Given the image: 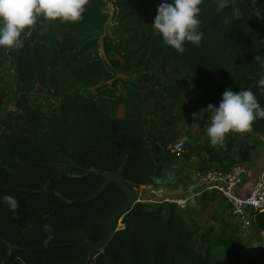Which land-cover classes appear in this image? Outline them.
<instances>
[{
  "label": "trees",
  "instance_id": "1",
  "mask_svg": "<svg viewBox=\"0 0 264 264\" xmlns=\"http://www.w3.org/2000/svg\"><path fill=\"white\" fill-rule=\"evenodd\" d=\"M222 1L203 0V38L198 47L185 42L183 54L151 27L161 0H88L82 21L41 17L25 29L23 47L0 48V67L11 65L18 95L14 111L2 112L0 78V197L11 195L20 205L10 210L0 199V264H248L235 249L240 230L227 210L214 212L217 226L200 233L190 229L184 210L166 202L153 209L136 203L101 251L82 246L100 242L126 202L114 185L86 202L102 186L101 173L121 170L131 188L160 191L192 158L194 180L195 173L249 164L263 145L231 132L223 145H211L206 129L212 112L201 101L200 133L182 149H168L190 134L186 100L194 92L218 106L225 89H251L264 106V68L254 60L264 55V27L246 0ZM121 72L135 80H117ZM38 88L43 100L30 96ZM250 133L264 136V118ZM205 195L210 204L223 200ZM254 218L264 232V212Z\"/></svg>",
  "mask_w": 264,
  "mask_h": 264
},
{
  "label": "clouds",
  "instance_id": "2",
  "mask_svg": "<svg viewBox=\"0 0 264 264\" xmlns=\"http://www.w3.org/2000/svg\"><path fill=\"white\" fill-rule=\"evenodd\" d=\"M203 0H161L151 27L163 43L178 53L185 52V42L199 46L203 38L199 13ZM88 0H0V48H20L25 29L36 25L41 17L45 20L76 23L84 19ZM254 60L264 68V55ZM212 115L206 129L211 145H223L226 134L250 132L253 122L264 118L261 106L251 89L234 92L225 89L218 106L209 104ZM9 204L10 210L19 209V202L11 195L0 197ZM50 230L49 225L44 226ZM51 238V237H49Z\"/></svg>",
  "mask_w": 264,
  "mask_h": 264
},
{
  "label": "rangeland",
  "instance_id": "3",
  "mask_svg": "<svg viewBox=\"0 0 264 264\" xmlns=\"http://www.w3.org/2000/svg\"><path fill=\"white\" fill-rule=\"evenodd\" d=\"M246 2L251 4V6H253L254 17L256 22L264 27V1L246 0ZM222 3H225V1L223 0ZM112 13L113 12L111 10V14ZM113 25H114L113 19L110 18L109 26L106 31L107 36L112 35L111 28ZM100 54L105 57V54L102 49H100ZM12 75L13 72L11 70V65L8 63L6 64L4 63L0 67V78L4 82V89H3V93L1 94L3 99L2 112L6 110L14 111L15 102L16 99L18 98L14 85L12 84L13 83ZM157 75L160 77L162 73H159ZM164 75L172 76L173 74L165 73ZM161 77L163 78V76ZM117 80H123L126 82L134 81L135 76L132 75L131 73L121 72L118 75ZM109 84H111V82H109ZM116 88L119 95H121L123 91V83L122 82L118 83ZM150 88H151L150 84L145 85L146 91H148ZM83 92L86 93L87 90H83ZM30 96L33 98H39V100H43L46 95L45 93H43V89L38 88L33 93H31ZM207 99L208 98L205 93L198 91L192 93L186 100V106L190 108L193 113L192 114L193 125L190 134L187 135L185 138L180 139L184 142L185 145L188 144V142H190L195 136H197L200 133V127L202 126V121L204 120L205 111H206L205 108L200 106V102L203 101L208 106ZM122 114H123V108L120 107L119 115L122 116ZM143 118L147 119L148 117L147 115H144ZM245 134H248V136L251 139H257L264 142L263 135L252 134L248 132L242 134V136H245ZM247 165L248 166L250 165L249 167L250 173L247 176L246 180L250 181L251 182L250 184L252 185L256 181L257 176L262 169V166H264V143L263 145H260L257 148V150L253 153L252 160ZM195 168H196V160L192 158L185 165L175 170L174 174L171 176L169 180V185L160 191H155L151 186H140L136 188V190H138L140 193L139 202L145 204V206L148 209L159 207L164 202H166L167 204H173L171 202L173 199L175 198L178 199L179 197L184 196L188 192L189 187L195 184V180H193V172L195 171ZM185 179H187L188 181L186 182ZM202 196H196L194 199H192L187 204V209H185L184 212L181 213L182 217L189 224L190 229L199 228L200 233L202 229L205 227L217 226V224L211 222L210 219L211 216L214 214V212L221 214L223 210H227L226 203L223 200L218 198L219 200L218 203L210 204L207 202H203ZM205 196L207 198L209 194H206ZM190 203H192V208L189 209L188 207H190ZM201 208H204V210ZM225 218L228 219L227 215L226 216L223 215L222 217H220V219H225ZM232 222L233 225L240 230V233L237 235V237L241 240V242L235 247L238 256L245 258L248 264H263L264 249H263V244H261L262 239L259 236L256 238V236L254 237L253 234L251 235L247 234L243 229L240 228L237 220L233 219ZM200 233H198L197 236ZM199 249L201 250V248Z\"/></svg>",
  "mask_w": 264,
  "mask_h": 264
},
{
  "label": "built area",
  "instance_id": "4",
  "mask_svg": "<svg viewBox=\"0 0 264 264\" xmlns=\"http://www.w3.org/2000/svg\"><path fill=\"white\" fill-rule=\"evenodd\" d=\"M182 140L169 146L170 151L180 150L183 147ZM250 171L245 164L235 166L227 173L209 171L205 174H194L195 184L188 192L171 202L179 210H185L189 201L196 196L215 193L228 205L227 214L237 220L238 225L247 234L262 239L264 249V232L255 227L256 213L264 212V166L259 172L256 181L245 188L247 176Z\"/></svg>",
  "mask_w": 264,
  "mask_h": 264
},
{
  "label": "water",
  "instance_id": "5",
  "mask_svg": "<svg viewBox=\"0 0 264 264\" xmlns=\"http://www.w3.org/2000/svg\"><path fill=\"white\" fill-rule=\"evenodd\" d=\"M101 177L103 179L102 186L98 191H96L93 195H91L86 202L93 201L97 197L101 195V193L111 185L116 186L122 194L126 196L125 204L112 216L110 219L106 234L104 238L98 243H83L82 246L87 248L90 253H94L97 251H101L111 236L116 232L123 228L122 220L124 215L136 204L139 202L140 193L138 190L131 188L127 182L123 179L122 171L119 170L117 172L111 173H101ZM160 195V194H159Z\"/></svg>",
  "mask_w": 264,
  "mask_h": 264
},
{
  "label": "crops",
  "instance_id": "6",
  "mask_svg": "<svg viewBox=\"0 0 264 264\" xmlns=\"http://www.w3.org/2000/svg\"><path fill=\"white\" fill-rule=\"evenodd\" d=\"M247 167H248V169H249V171H250V168H249L250 165H249V166L247 165ZM262 167H263V166H262ZM250 183H251L250 181L246 180L245 188H246V187H249ZM193 186H194V185H193ZM193 186H190L188 190H191V188H192ZM179 198H181V197H179ZM192 203H193V202H192ZM192 203H190V207H188L189 209L192 208ZM186 209H187V208H186Z\"/></svg>",
  "mask_w": 264,
  "mask_h": 264
}]
</instances>
